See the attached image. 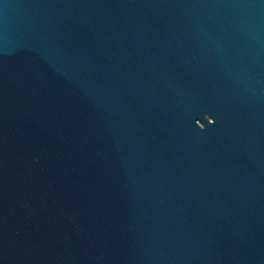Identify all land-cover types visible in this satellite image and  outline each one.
<instances>
[{
    "label": "water",
    "instance_id": "obj_1",
    "mask_svg": "<svg viewBox=\"0 0 264 264\" xmlns=\"http://www.w3.org/2000/svg\"><path fill=\"white\" fill-rule=\"evenodd\" d=\"M0 264H264V0H0Z\"/></svg>",
    "mask_w": 264,
    "mask_h": 264
}]
</instances>
